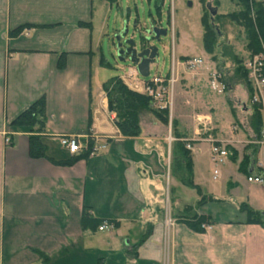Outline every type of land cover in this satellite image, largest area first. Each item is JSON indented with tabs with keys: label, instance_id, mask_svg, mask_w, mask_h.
Returning a JSON list of instances; mask_svg holds the SVG:
<instances>
[{
	"label": "crops",
	"instance_id": "0c3cea01",
	"mask_svg": "<svg viewBox=\"0 0 264 264\" xmlns=\"http://www.w3.org/2000/svg\"><path fill=\"white\" fill-rule=\"evenodd\" d=\"M110 5L0 0V264H264V228L247 223L240 206L264 212V183L247 181L250 176L264 179V146L251 143L246 85L230 70L228 78L224 74L219 80L226 84L219 93L211 85L219 73L213 63H206L197 77L180 69L168 126L147 113L139 136L121 135L95 71L102 57L95 32L103 27ZM21 26L30 27L11 35ZM184 58L195 57L174 55L172 60ZM42 96L46 157L32 158L31 133L15 130L11 123ZM229 96L233 106L226 103ZM182 98L186 104L205 98L213 107L194 114L192 138L185 136L187 127L177 112ZM172 121L193 145V183L201 190L200 198L190 202L170 187L172 179L184 186L172 170ZM200 123L207 129L203 135L235 152L223 163H213L208 138L197 137ZM67 135L84 136L83 148L86 139L105 148L61 165L75 156L60 145ZM248 147L254 153L245 163ZM204 161L211 166L212 180L221 181L212 192L202 189L197 172ZM166 198L172 216L192 206L196 214L209 216L212 225L196 233L170 217L172 224L166 226ZM202 198L204 203L196 207ZM85 209L110 228L99 231L102 224H90L84 229ZM149 226V237L133 251Z\"/></svg>",
	"mask_w": 264,
	"mask_h": 264
},
{
	"label": "rangeland",
	"instance_id": "374dc122",
	"mask_svg": "<svg viewBox=\"0 0 264 264\" xmlns=\"http://www.w3.org/2000/svg\"><path fill=\"white\" fill-rule=\"evenodd\" d=\"M207 1L208 0H204L205 3ZM210 1L213 3V0ZM218 1V5L215 7L217 8V15H221L222 18L220 23L217 24L221 36L217 37L215 46L218 47L216 48L219 53L221 52V55H216L217 57L213 58L215 54H209L202 43L204 32L201 19L205 14L204 12L208 11L205 4L202 5L199 0H117L116 3L110 5L109 9H106L103 27L100 25V27L97 26L96 28L95 33L99 35L97 39L100 41V53L104 60V65L96 67L95 71L100 74L103 83L119 77L122 74V70H126L130 63L118 61L115 48V37L123 29H127L125 39L132 38L138 44L149 22L156 21L157 25L167 29V35L161 38V43L158 44L160 52L158 65H154L150 68V74L145 79L149 80L156 74L166 76L171 69V62L174 55L176 57L188 55V57H195L203 61V65L198 71L191 72V77H197L203 71L206 63L210 65L213 63L211 66H215V69L219 70L218 72L221 77L223 78V75L227 74L226 78H228L230 70L234 74V64L226 54L231 50L235 57L238 56L246 60V58H248V52L245 48L246 34L244 29L237 25L235 21L223 17L238 9L237 6L235 8V3H231L229 0ZM188 2L191 3V6L188 5ZM174 21L176 22L175 26ZM218 51L216 52L218 53ZM217 60L220 62H217ZM211 71H214L213 68H211ZM177 81L179 80L177 79ZM230 98H233V96L227 97L228 102L226 103L233 106L234 101ZM178 103L177 112L180 115V119L183 121V125L187 127L185 136L192 138L194 137L192 136L194 114L211 112L213 107L205 98H201L200 101L195 99L189 104H186V101L182 98ZM236 110L238 112L239 107H237ZM197 122L200 121L197 120ZM200 124L203 129L197 134L199 139L207 137L205 134L203 135V132L207 131L204 130L206 127L204 128L203 123ZM171 135L173 137L172 131ZM191 143L192 142H187V145ZM192 146L193 145H191V147ZM59 152L62 153V150L59 149ZM208 164V161H204L201 165L198 163L197 172L202 189H208L212 192V189L216 188L217 190L219 188L221 181L215 182L212 180V169H210V164L208 167ZM170 187L173 194L181 195L184 201L190 202L194 197L200 198L199 192L196 189L184 187L174 179L171 180ZM165 203L167 204V212L170 217H173L169 209L167 198Z\"/></svg>",
	"mask_w": 264,
	"mask_h": 264
},
{
	"label": "trees",
	"instance_id": "16d2710c",
	"mask_svg": "<svg viewBox=\"0 0 264 264\" xmlns=\"http://www.w3.org/2000/svg\"><path fill=\"white\" fill-rule=\"evenodd\" d=\"M106 2L109 4L116 3L117 0H93ZM202 5L205 4L204 0H199ZM231 3H235V8L238 9L233 11L223 17L229 18L235 21L237 25L242 27L246 34V44L245 48L248 52V58L262 52L264 50V7L259 0H229ZM218 0H213L214 6L217 7ZM202 16L201 23L203 26V39L202 43L206 51L213 55V58L221 55L219 53L218 47L215 46V42L218 35L215 28L211 25L209 12H204ZM222 20L221 15H216L214 17L215 23H220ZM30 26H21L14 30L11 35H17L24 28ZM79 27H88L89 24H79ZM217 47V48H216ZM218 51V53L216 52ZM226 54L232 63L234 64V76L242 81L246 85L249 97L252 96V88L247 80L246 72L243 68V58L238 57L233 54L231 50ZM217 55V56H216ZM223 55V54H222ZM225 55V54H224ZM186 59V58H184ZM247 59V58H246ZM217 62H220L217 60ZM101 66L104 65V60L101 57ZM59 68H64L63 61L59 63ZM103 89L106 92L108 99V109L109 111L115 113L116 115V126L123 136L136 137L141 134L142 127L141 121L143 120V115L150 114L151 117L165 125L169 124V111L167 109H160L155 107L151 98L144 95L133 92L129 90L120 80L119 77L113 78L108 82L103 84ZM251 116L249 121V127L251 134L255 139L259 138L260 131L262 127V114L257 105H251ZM11 127L18 131H27L31 133L29 136V149L30 156L32 158H45L46 145L42 141V134L46 131V114H45V98L40 97L34 103H32L23 113H21L12 123ZM171 131L176 139L172 143V170L180 180V182L192 189H196L200 192L198 186L193 183L192 177V158L191 153L187 150V140L183 135L176 132V122L172 121ZM93 147V142L90 139L84 140V148L80 154H75L71 158L64 161H60L61 165H71L79 159L87 157ZM248 156H245V163L249 160V155L254 153L252 147H248ZM229 153L234 154L232 149L228 150ZM205 201L202 198L197 202L196 207H199ZM241 210L246 212L247 223L260 225L264 228V212L254 211L250 209L246 204H241ZM176 223H182L186 225L190 230L196 233H203L205 227L212 225V221L207 215H198L193 212L192 206H185L179 214L173 216ZM103 223L102 220L93 219L90 213L85 209L82 216V227L84 229L89 228L90 224L92 227L98 228ZM150 226L146 230L139 243L134 247L133 251L140 246L150 235ZM134 253V252H133Z\"/></svg>",
	"mask_w": 264,
	"mask_h": 264
},
{
	"label": "built area",
	"instance_id": "2783aa9c",
	"mask_svg": "<svg viewBox=\"0 0 264 264\" xmlns=\"http://www.w3.org/2000/svg\"><path fill=\"white\" fill-rule=\"evenodd\" d=\"M264 7V0H259ZM203 65V61L197 58H188L184 60H172L171 63V73L169 76H162L161 74H156L151 79H145L138 75L136 69L129 66L126 70H122V75L119 77L122 83L131 91L144 94L151 98L155 107L160 109L171 110L173 106V93L174 85L178 79L179 70L185 72L193 73ZM243 68L246 72L247 80L252 88V96L250 99L251 105H257L262 114V127L260 131L259 138L253 140L251 143L256 146H264V50L258 54H255L247 58L243 62ZM221 75L216 73L212 77V88L217 90L219 93L226 89V84L219 82ZM200 121V120H198ZM204 128L206 127L203 125ZM205 130H207L205 128ZM84 136L79 135H67L60 138V145L67 150L70 155L80 154L83 150V146L80 143L81 138ZM207 141L210 142V155L211 160L215 164H221L228 157L229 152L226 148L216 145L212 138H208ZM5 143H9V139H5ZM187 149L193 150L190 144H188ZM104 145L96 146L93 145L89 154H95L100 150L104 149ZM217 171H214V175ZM248 182H253L256 184H263L264 179L261 176H250L247 178ZM166 226L172 224L169 213L166 214ZM108 224H102L99 227V231H104L109 229ZM205 228H208L205 227Z\"/></svg>",
	"mask_w": 264,
	"mask_h": 264
},
{
	"label": "water",
	"instance_id": "95a60500",
	"mask_svg": "<svg viewBox=\"0 0 264 264\" xmlns=\"http://www.w3.org/2000/svg\"><path fill=\"white\" fill-rule=\"evenodd\" d=\"M188 5L191 6V3L188 2ZM207 9L212 17L216 15L215 8L207 5ZM215 30L220 35L218 27H215ZM126 33L127 29H123L115 37L117 59L119 62H129V66L134 67L140 77L147 78L150 68L158 65L160 55L158 44L161 43V38L167 35V29L157 25L156 21H150L138 44L132 38L125 39Z\"/></svg>",
	"mask_w": 264,
	"mask_h": 264
},
{
	"label": "flooded vegetation",
	"instance_id": "af4514ba",
	"mask_svg": "<svg viewBox=\"0 0 264 264\" xmlns=\"http://www.w3.org/2000/svg\"><path fill=\"white\" fill-rule=\"evenodd\" d=\"M207 5H209V6H211V8H215L216 10H217V8L215 7V6H213V3H212V1H210V0H208L206 3H205V7H206V9H207ZM207 11H208V9H207ZM209 12V11H208ZM210 14V13H209ZM216 15H217V13H216ZM215 15V16H216ZM215 16H211V14H210V22H211V25L215 28V27H217L218 25H217V23H215L214 22V17Z\"/></svg>",
	"mask_w": 264,
	"mask_h": 264
}]
</instances>
